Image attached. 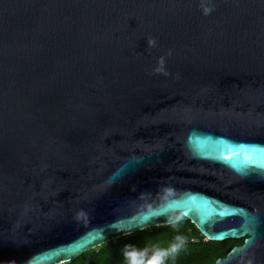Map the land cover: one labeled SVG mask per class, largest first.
<instances>
[{
  "label": "water",
  "instance_id": "1",
  "mask_svg": "<svg viewBox=\"0 0 264 264\" xmlns=\"http://www.w3.org/2000/svg\"><path fill=\"white\" fill-rule=\"evenodd\" d=\"M182 220L264 264V0H0V264Z\"/></svg>",
  "mask_w": 264,
  "mask_h": 264
},
{
  "label": "trees",
  "instance_id": "2",
  "mask_svg": "<svg viewBox=\"0 0 264 264\" xmlns=\"http://www.w3.org/2000/svg\"><path fill=\"white\" fill-rule=\"evenodd\" d=\"M242 243L209 240L182 220L120 236L63 264H212Z\"/></svg>",
  "mask_w": 264,
  "mask_h": 264
}]
</instances>
